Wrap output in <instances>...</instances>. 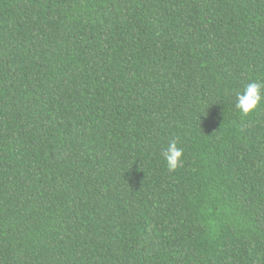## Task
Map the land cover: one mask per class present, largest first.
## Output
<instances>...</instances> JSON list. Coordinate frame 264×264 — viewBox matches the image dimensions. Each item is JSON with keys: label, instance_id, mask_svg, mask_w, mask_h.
Returning a JSON list of instances; mask_svg holds the SVG:
<instances>
[{"label": "trees", "instance_id": "obj_1", "mask_svg": "<svg viewBox=\"0 0 264 264\" xmlns=\"http://www.w3.org/2000/svg\"><path fill=\"white\" fill-rule=\"evenodd\" d=\"M250 81L264 0H0V264H264Z\"/></svg>", "mask_w": 264, "mask_h": 264}, {"label": "clouds", "instance_id": "obj_2", "mask_svg": "<svg viewBox=\"0 0 264 264\" xmlns=\"http://www.w3.org/2000/svg\"><path fill=\"white\" fill-rule=\"evenodd\" d=\"M264 106V82L250 81L236 93L235 108L242 118L248 117ZM162 156L167 171L172 173L184 163V149L175 139L169 141Z\"/></svg>", "mask_w": 264, "mask_h": 264}]
</instances>
